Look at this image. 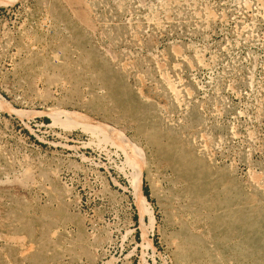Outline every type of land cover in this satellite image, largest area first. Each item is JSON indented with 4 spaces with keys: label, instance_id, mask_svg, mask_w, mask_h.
I'll return each instance as SVG.
<instances>
[{
    "label": "rangeland",
    "instance_id": "1",
    "mask_svg": "<svg viewBox=\"0 0 264 264\" xmlns=\"http://www.w3.org/2000/svg\"><path fill=\"white\" fill-rule=\"evenodd\" d=\"M0 264H264V0L1 1Z\"/></svg>",
    "mask_w": 264,
    "mask_h": 264
},
{
    "label": "trees",
    "instance_id": "2",
    "mask_svg": "<svg viewBox=\"0 0 264 264\" xmlns=\"http://www.w3.org/2000/svg\"><path fill=\"white\" fill-rule=\"evenodd\" d=\"M143 192H144L145 195H147L148 194V189L146 187H144L143 188Z\"/></svg>",
    "mask_w": 264,
    "mask_h": 264
},
{
    "label": "bare ground",
    "instance_id": "3",
    "mask_svg": "<svg viewBox=\"0 0 264 264\" xmlns=\"http://www.w3.org/2000/svg\"><path fill=\"white\" fill-rule=\"evenodd\" d=\"M3 1V0H0V2ZM130 162V161H129Z\"/></svg>",
    "mask_w": 264,
    "mask_h": 264
}]
</instances>
